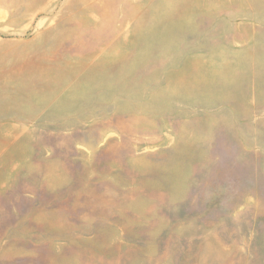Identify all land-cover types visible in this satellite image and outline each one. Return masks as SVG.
<instances>
[{"label": "rangeland", "instance_id": "374dc122", "mask_svg": "<svg viewBox=\"0 0 264 264\" xmlns=\"http://www.w3.org/2000/svg\"><path fill=\"white\" fill-rule=\"evenodd\" d=\"M126 1L0 0V264H264V0Z\"/></svg>", "mask_w": 264, "mask_h": 264}, {"label": "crops", "instance_id": "0c3cea01", "mask_svg": "<svg viewBox=\"0 0 264 264\" xmlns=\"http://www.w3.org/2000/svg\"><path fill=\"white\" fill-rule=\"evenodd\" d=\"M85 3H90V1L93 0H81ZM110 4V2L114 3L113 5H116L115 3L118 1L121 2V5H128L126 4V0H104ZM47 32L43 33L42 35H46ZM5 44H0V48H2L5 51ZM16 51V49L14 50ZM6 55H8L6 53ZM6 55H2L5 57ZM16 57V56H15ZM4 66V65H1ZM28 80L27 78H21L17 80V78H14L12 76H3L2 73L0 74V108H7V106L12 105H18L19 101L18 99L20 96H25V97H33L32 95L27 93V86L23 85L24 83H27ZM15 97L11 102L6 101L7 98H12ZM5 98V101H4Z\"/></svg>", "mask_w": 264, "mask_h": 264}]
</instances>
